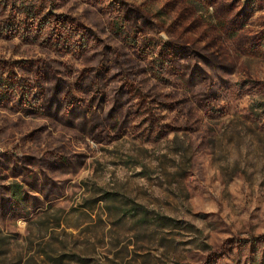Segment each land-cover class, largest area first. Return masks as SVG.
Here are the masks:
<instances>
[{"label": "rangeland", "instance_id": "rangeland-1", "mask_svg": "<svg viewBox=\"0 0 264 264\" xmlns=\"http://www.w3.org/2000/svg\"><path fill=\"white\" fill-rule=\"evenodd\" d=\"M1 67L35 89L0 99V264H264V0H0Z\"/></svg>", "mask_w": 264, "mask_h": 264}, {"label": "trees", "instance_id": "trees-1", "mask_svg": "<svg viewBox=\"0 0 264 264\" xmlns=\"http://www.w3.org/2000/svg\"><path fill=\"white\" fill-rule=\"evenodd\" d=\"M21 16L26 18V20H30L31 26H27V24L24 21L19 26L13 28V32H15L17 35L19 33L24 32L23 35L25 37H30V36L34 37L35 36L34 39L36 38L35 40H37V38H40V39L46 38L45 36H47L51 33L49 26L44 24L41 21L40 13H36V12L28 9L27 11H24L23 13H21ZM47 32L49 34H47ZM56 32H57V30H56ZM54 36H56V38H58L59 42L63 41V43H61V44L59 43L60 45L59 44L58 45L64 46L66 53H68V52L74 53V51H75V50L74 51L72 50L73 47H71V45H70V43L72 42V39H73V41H75L76 37L78 39V36L81 39H83L81 37V35H79V33H77L73 37V36H71L70 32L69 33L67 32L66 36H64V37L63 36L61 37V35H57L56 33ZM81 39H80V41L78 40L79 45H81V43L84 42ZM9 72H11V69H10V71H7V72L4 71V69H2V67L0 69V99L1 100L4 97L16 95V94L25 98V96H27L31 90L35 89L34 83L29 82L23 78H18L14 75V77L11 79L9 76ZM155 75L156 74L153 73V76H155ZM161 77H162V74L158 75L157 79H160ZM14 197H15V200L17 201L18 200L17 197L13 195V198Z\"/></svg>", "mask_w": 264, "mask_h": 264}]
</instances>
